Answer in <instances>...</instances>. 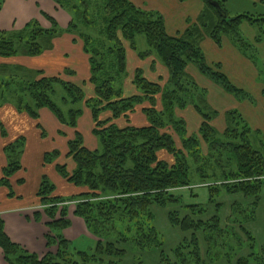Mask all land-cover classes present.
Segmentation results:
<instances>
[{
	"label": "trees",
	"instance_id": "1",
	"mask_svg": "<svg viewBox=\"0 0 264 264\" xmlns=\"http://www.w3.org/2000/svg\"><path fill=\"white\" fill-rule=\"evenodd\" d=\"M53 1L71 18L66 28L43 14L50 23L48 29L31 21L19 31H0V58L39 57L52 49L54 39L67 34L74 43L81 42L82 52L88 57V80L78 85L59 75L46 76L42 71L2 64L0 106L11 105L17 113L36 121L42 137L45 132L38 124L40 109H47L61 125L71 129H76L79 118L88 110L91 135L98 145L90 150L76 132L67 142L65 162L55 165V173L81 190L78 194L59 196L50 179L41 177L37 204L49 220L46 246L55 244L56 253L42 258L28 253L10 241L0 219V250L6 264H145L148 251L160 246L150 226V208L175 205L179 190L193 192L197 188L208 192V203L185 204L183 216L171 210L170 225L191 236L197 231L205 234L208 240L211 238L215 253L217 244L227 246L226 255H221V260L228 259L226 262L237 259L246 248L250 253L239 257L236 264L264 262V247L254 251L256 240L244 226L257 213L254 220L260 215L264 226V129L250 126L238 110L220 115L209 106L206 90L188 73L194 69L236 101L253 103L252 96L224 74L220 63L206 61L200 43L207 37L221 47L227 39L245 57L251 44L242 37L241 26H256L259 34L254 42H262L264 15L230 17L224 1L215 0L221 9L218 12L207 0H201L205 10L196 24L181 35L171 36L160 14L140 10L129 0ZM141 35L147 48L137 52L136 39ZM128 51L136 53L140 61L152 57L150 71L155 70L156 63L165 67L168 80L164 85L162 79H150L141 68L130 75ZM63 74L70 78L75 72L65 69ZM126 87L133 91L127 92ZM187 107L199 117L192 130L177 116ZM137 115L144 117V125L131 123V117ZM167 128L179 139L180 149ZM0 133L6 136L2 124ZM25 141V137H19L3 148L6 165L0 171V187L6 188L9 197L13 196L10 178L21 168ZM59 158V151L53 150L45 152L42 160L49 165ZM223 195L228 198L227 205L219 201ZM69 205H74V216L96 239L87 251L72 248L63 236L70 226ZM209 207L213 213L205 220ZM222 220L226 224L220 227ZM180 245L174 256L182 264H189L188 256L194 259L192 264H205L200 261L195 238ZM157 251L163 257L162 250ZM212 259L219 261L217 255Z\"/></svg>",
	"mask_w": 264,
	"mask_h": 264
},
{
	"label": "crops",
	"instance_id": "2",
	"mask_svg": "<svg viewBox=\"0 0 264 264\" xmlns=\"http://www.w3.org/2000/svg\"><path fill=\"white\" fill-rule=\"evenodd\" d=\"M2 8L0 10V31H19L30 21L35 20L43 25L45 22L43 14L49 15L53 18L58 26L66 27L69 19L66 12L59 9L53 0H3ZM223 1V0H222ZM252 5H257L255 0H250ZM264 5V0H259ZM135 7L147 12H155L161 15L165 22L166 31L171 36H178L183 34L188 28L194 26L198 17L205 10V4L201 0H188L186 2H179L178 0H129ZM67 14V13H66ZM68 19V20H67ZM44 28V27H43ZM254 44V39H253ZM263 43H258L255 46H260ZM201 50L204 55L206 49L212 51L215 55L220 57L223 52L228 51L231 55L229 63L225 60H206L208 63H220L222 71L229 78V80L237 87L245 89L250 95V90L246 89L243 84L253 85L249 79L243 82L242 75L245 72L249 73L250 79L256 76V67L250 60L246 59L229 40L224 39L221 47H218L212 40L205 37L201 43ZM213 55V56H215ZM206 56V55H205ZM78 57L79 60L74 58ZM128 61L137 68H142L143 61L137 58V54L128 51ZM217 57V56H215ZM222 58V57H220ZM223 59V58H222ZM72 61H79V64H72ZM68 62V65H65ZM9 64L22 66L24 68L42 71L46 76H55L63 72L65 69H71L76 73L79 80L87 81L89 78L88 57L82 52V45L73 42L70 35L64 34L52 41V49L44 52L41 56L29 58L25 56H16L8 59L0 58V65ZM234 64L238 68V75L233 79V72L229 71L231 65ZM71 65V66H70ZM70 67V68H69ZM235 69V67H234ZM156 75L154 73H147L150 79H162L165 83L168 79V71L162 65L155 67ZM188 73L200 83L199 78L204 81L200 83V87L204 88L208 94L207 102L209 106L218 111L220 115L228 110H238L247 123L256 129H264L260 126H255L246 118L245 110H251L253 114H247L250 119H255L259 115V120L264 125V109L261 110L255 105H249L246 102H238L232 96L224 93L220 88L208 81L206 78L200 76L197 71L190 69ZM229 73V75H228ZM257 77V76H256ZM259 95L263 97L264 88L258 87ZM89 88V87H88ZM127 92H132L131 87H126ZM220 102L215 104L213 101L216 98ZM230 102V103H229ZM259 110V112L254 113ZM38 124L43 128L45 137L41 136V132L36 128V121L30 119L24 113H17L11 105L0 106V124L3 125L6 131V136L2 137L0 133V171L6 165V158L3 153V148L6 144L14 141L19 137H25V147L20 158L21 168L11 178L10 185L13 191V196L9 197L7 190L0 187V219L3 222V228L6 236L10 241L18 246H22L26 250L42 256L46 252V230L44 223L40 216L38 220L35 219L36 214L27 213L31 210L37 209L35 204L38 202L36 192L38 190L41 177L46 175L55 186V194L66 197L78 194L81 190L74 188L66 183L55 173V165L62 163L67 154V142L74 139L75 133L82 135L84 145L90 150L97 148V141L91 135L92 124L90 120V112L84 111L81 118H79L76 129H71L61 125L56 118L47 109L39 110ZM182 114L188 125L192 121L193 125L197 127L199 117L194 113L191 107H187ZM219 121H216V123ZM131 123L145 124V119L141 115L132 116ZM86 137V140H85ZM90 143L94 148H90ZM57 150L60 153V158L53 164H43V154ZM34 207V208H33ZM38 215V214H37ZM70 226L63 231L64 238L73 244V240L81 239V237L88 236L84 222L74 215L69 219ZM48 235V234H47ZM94 243V238H90ZM0 264H6L3 260L2 251L0 250Z\"/></svg>",
	"mask_w": 264,
	"mask_h": 264
},
{
	"label": "rangeland",
	"instance_id": "3",
	"mask_svg": "<svg viewBox=\"0 0 264 264\" xmlns=\"http://www.w3.org/2000/svg\"><path fill=\"white\" fill-rule=\"evenodd\" d=\"M2 0H0L1 3ZM224 4H225V8L228 11V15L230 17H234L238 14H244L247 13L249 15L253 14L254 17H257V15H264V5L259 1V0H255V3L257 5H252L250 0H223ZM4 2V1H3ZM56 4V3H55ZM2 8V5L0 6V10ZM61 9V8H59ZM62 10V9H61ZM65 12V11H64ZM47 15V14H45ZM68 17L69 21H70V16L68 14H64ZM43 16V15H42ZM49 16V15H47ZM45 18V17H44ZM67 19V20H68ZM45 22H43V25L41 26L39 24V26L41 28L44 27V29H48L50 28V23L47 21V19L45 18ZM31 21H35V20H30ZM28 22V23H29ZM37 22V21H36ZM38 23V22H37ZM62 28H66V27H62ZM3 32V31H1ZM241 35L242 37L248 41L251 44V48L247 49V56L246 59L250 60L251 62H253V64L256 67V76L253 79H250V75L249 73L245 72L242 75H238L239 71L237 66L234 64L230 66L229 71L233 72V79L236 78V76L238 75L240 78H242L243 82L245 83L246 80L249 79V82H251L253 85H249V84H243V86H245L246 89L250 90L251 92V96L253 100V103H248L249 105H255V107H259L261 110L264 109V95L263 97L259 95V91H258V87H262L264 88V39L262 40V45L260 46H255L258 43L253 44V39L256 38V36L259 34V30L256 26H249L247 23H243V25L241 26ZM93 33V32H92ZM79 45H82L80 41L77 42ZM202 43V42H201ZM201 43H200V47H201ZM261 43V42H259ZM126 47H128L127 43H126ZM136 47H137V52L138 51H144L147 48L146 42H145V38L141 35L138 36L136 39ZM128 49V48H127ZM129 50V49H128ZM206 51V56L205 59L206 60H225V62L229 63L228 61L231 60V55L228 51L223 52V54L220 55V58L218 55H215L212 51L210 50H205ZM217 57H215V56ZM19 56H23V55H19ZM26 57V56H25ZM75 60H79L78 57L74 58ZM152 60H154L152 57L150 58H146L143 63L144 65L142 66V68L146 71V73H154V75H156V71H150L149 67L151 65ZM159 62V61H158ZM68 62H66L65 65ZM79 61H72V64H79ZM158 65H161L160 63H156V67ZM71 66V65H70ZM235 67V69H234ZM70 68V67H69ZM137 67H133L131 64H129V72L130 75H133L134 71ZM59 76H61L64 80L66 81H71L74 82L76 84H83L84 81L79 80L76 76V73L74 74L73 77H67L62 73L58 74ZM229 75V73H228ZM230 76V75H229ZM168 80V79H167ZM166 80V81H167ZM200 83H204V81H202L199 78ZM197 82V81H196ZM200 83L197 82V84L200 86ZM162 85H164V83H162ZM244 91H246L244 89ZM208 94L209 92L206 91V99L208 98ZM216 98L214 99V103L215 104H219V103H223L220 102V100L218 99L219 97H213ZM230 103V102H229ZM224 104V103H223ZM245 115L246 118L249 120V122L255 126H260L261 128L264 127V125L262 124V122L259 120L260 116L256 115L255 119H250V117H248L247 114H252L251 110L246 109L245 111ZM259 112V110L255 111L254 113ZM179 113V112H178ZM253 115V114H252ZM177 116L182 117V114H178ZM192 121H189L188 123V128L189 130L193 129V123H191ZM135 124V123H134ZM167 131L172 133L170 128H167ZM173 134V133H172ZM174 140L176 142V146L177 148H181L179 139L177 138L176 135L173 134ZM86 140V137H85ZM91 145H89L90 148H94L93 144L90 143ZM63 162H65V158ZM59 159H57L58 161ZM62 162V163H63ZM192 194H195L196 197H193ZM176 196H180L182 197V199L180 197H178L179 199L177 200L175 205H167V206H158V205H153L150 208V216H151V222H150V226L155 230V232L157 233L156 235V242L158 244H160V246L158 248H160V250H162L163 252V257H160V253H158L156 248L155 250H149L148 254H146V256L144 257V263L145 264H182L180 261V258H177L174 250L178 247L181 246L180 244L185 243V244H189L190 241H192L193 238H195V241L197 243V246H199V250H200V261H203L205 264H236V261L238 260L239 257L245 258V256H247L250 253V250L248 248H246V250L242 251L241 254H239L238 257H236L237 259H231V255H229L228 258H230V262H226L228 259H223L221 260V255L225 256L226 252H227V246H222L220 244H217L216 247V251L217 253H215V248L212 246V243H210L211 238L208 240V238L206 237L205 234H201L199 233L200 231H197L193 236H191L190 232H182L180 230V228L178 227H173L170 225L169 223V212L173 209H176L179 211L178 215H182L183 216V210L185 208V204H201V205H206L208 203L209 200V195L208 192L205 189L202 188H197L194 189V191L189 192L187 190H179V192H177ZM228 199V198H227ZM227 199L224 198V195L219 199V201L221 200L222 202L226 203V205L228 204ZM39 204H35L34 207H36L37 209L35 210H31L27 213H32V214H38V216L42 218H44L42 221H45L44 225L47 228L46 232L47 234H49V229L47 227V224L49 223L48 218L43 214L42 209L38 206ZM33 207V208H34ZM206 208V206H205ZM223 212V211H222ZM226 212V211H225ZM229 211H227L228 213ZM67 220L69 221V219L74 215V205H69L68 206V211H67ZM213 213V211L210 210V207L208 209L207 212V217H205L204 219L207 220V218H210V214ZM258 214V213H257ZM256 214V216H257ZM256 216H253V220L248 221L244 224V226L253 234L256 242H255V248L254 251H258L260 247H264V229H263V220L261 219V216L259 215L257 217V219L254 220V218H256ZM58 217V216H57ZM56 217V218H57ZM146 218V217H145ZM222 219H225V215L222 214L221 215ZM58 219V218H57ZM70 222V221H69ZM226 224L225 221H221L220 223V227H223ZM229 224L231 225V223L229 222ZM224 230L226 231V228H224ZM234 231L240 236V237H244L242 235V233L240 232V230L234 226ZM46 234V236H47ZM90 238H94L93 236L90 235ZM90 238L88 236H84L81 237V239H77V240H73V244H71L72 248H76L77 250H81V251H87L91 248L94 247V243L90 240ZM215 239H218L215 237ZM94 241H96V239L94 238ZM231 243V241H229ZM235 242V241H234ZM232 244V243H231ZM22 249H24L25 251H27L30 254H35L33 252H30L28 250H26L25 248H23L22 246H20ZM189 248L185 250L184 254L186 255L188 252ZM57 251V246L55 244L51 245L50 248H47L46 246V252L44 254H42V256H38L37 254H35L36 256H38L39 258L44 257V255L48 254V253H52L55 254ZM216 255L218 256L219 261H216L212 259V257L215 259ZM3 256V253H2ZM3 260H4V256H3ZM188 263L192 264V261H194L193 258H191V256L187 258ZM191 260V261H190ZM212 260V261H211ZM186 261V260H185ZM214 261V262H213ZM5 262V260H4ZM252 262V260H251ZM250 262V264H264L263 261H253L252 263ZM6 263V262H5ZM184 264H187L186 262H184ZM193 264H196L195 262H193Z\"/></svg>",
	"mask_w": 264,
	"mask_h": 264
},
{
	"label": "water",
	"instance_id": "4",
	"mask_svg": "<svg viewBox=\"0 0 264 264\" xmlns=\"http://www.w3.org/2000/svg\"><path fill=\"white\" fill-rule=\"evenodd\" d=\"M207 2H208L212 7H214L218 12L221 11L220 6H219V4H218L217 1H215V0H207Z\"/></svg>",
	"mask_w": 264,
	"mask_h": 264
}]
</instances>
